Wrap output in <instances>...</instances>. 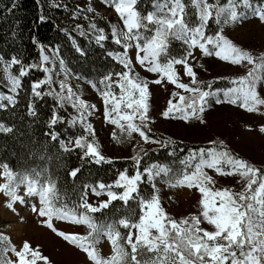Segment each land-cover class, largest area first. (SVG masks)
Listing matches in <instances>:
<instances>
[{
    "label": "snow or ice",
    "instance_id": "1",
    "mask_svg": "<svg viewBox=\"0 0 264 264\" xmlns=\"http://www.w3.org/2000/svg\"><path fill=\"white\" fill-rule=\"evenodd\" d=\"M102 2L114 10L121 22L109 27L112 41L123 51L108 53L114 56L121 68L107 73L99 81L105 85L104 89H97L102 97L104 119L118 130L111 133L118 143L127 142L133 138V134H138L144 143L157 144L162 148L171 145L173 151L169 155L175 154L176 140L170 137L153 139L149 135V124L154 122L151 116V85L175 86L171 98L166 101V108L160 114L166 119L189 125L196 121L207 126L206 109L211 108L213 103L236 105L248 113H264V91H261L264 89V51L254 54L252 50L235 43L224 32L226 26H236L251 18L264 24V0L258 3L227 0L223 4L220 0H151L150 9L146 5L141 7V0ZM49 7H63L69 11L73 21L81 16L88 20V28L95 33L96 42L103 47L101 42L108 36L105 29L94 22V17L89 19L87 13H95L90 3L85 7L77 4L69 9L67 4L51 0ZM45 19L44 15L39 16L41 22ZM76 29L81 35L85 34L79 23ZM209 31L212 34H208ZM172 41L181 43L176 53L171 48ZM33 43H36L35 39ZM40 47L39 65H25L16 56L9 60L0 56V65H3L11 93L0 95V108L17 104L21 78L28 69L39 67L44 73H51V69L43 67L50 57L44 55L43 46ZM194 49L205 57L215 56L232 65L251 67L244 75L217 77L212 81L199 80L190 62V59L198 60ZM13 65H19L18 75L10 71ZM60 66L65 73V79L59 81L60 91L50 88L48 92L42 93L38 90L41 85L50 86L53 83L51 75H46L43 80L32 84V96H52L58 107L63 108L65 103H69L79 113L70 123L79 119L84 124V132L91 139L86 135H78L74 137V143L72 139L67 143L60 140V148L64 152L80 149L82 163L85 158L96 164L111 163V158L101 153L92 125L84 123L86 113L90 114L88 109L95 110V105L88 104L72 91L67 85L68 72L63 60H60ZM137 66L152 74V78L142 76L136 71ZM181 71L190 78L187 82L182 80ZM217 80H227L231 86L213 88ZM88 83L96 87L92 81ZM113 85L118 87V94L114 93ZM27 113L37 117L31 100L27 103ZM59 119L61 117L53 109L47 121L48 127L51 128ZM259 131L264 133V126ZM0 133L11 134L13 127L0 123ZM45 135L57 140L54 131ZM208 144L211 146L190 147L187 155L179 160L182 167L176 171L167 164L156 163L144 167L141 172L142 157L134 156L131 159L136 167L135 175H126L127 170H124L119 173L114 185L85 183L78 201L72 202L71 206L64 202L57 187V178L50 173L35 169L13 171L7 163L0 164V176L4 178V182L0 183V193L7 198L5 207L13 212L16 211L14 205L17 201L24 204L25 197H38L39 206L32 204V211L44 218L41 223L48 229L84 253L85 264H264V162L258 166L240 156L223 140L212 139ZM140 151L147 155L143 148ZM205 169L212 170L213 175H209ZM80 171L79 167L73 168L69 175L76 177ZM161 176V182L170 188L195 190L200 194L196 214L176 219L165 211L154 183ZM216 176L238 177V182L243 181L241 190L217 187ZM144 177L151 184L152 193L140 196L138 185ZM22 186L24 194L20 195ZM113 187L123 191L116 192ZM89 195L106 196L107 199L98 200L94 205L88 202ZM130 199L138 201L139 212L136 215L128 214L118 219H98L95 215H103L101 210L107 209L114 200L127 205ZM55 221L84 226L86 231L80 234L60 230L55 226ZM205 224L207 227L203 226ZM102 243L110 244V255L101 254L99 246ZM41 262L53 264L39 247H33L28 240L16 245L9 236L0 234V264Z\"/></svg>",
    "mask_w": 264,
    "mask_h": 264
},
{
    "label": "rangeland",
    "instance_id": "2",
    "mask_svg": "<svg viewBox=\"0 0 264 264\" xmlns=\"http://www.w3.org/2000/svg\"><path fill=\"white\" fill-rule=\"evenodd\" d=\"M73 1L75 4H78L81 7H85L90 3L95 9V13H87L89 19L92 20L94 17V22L98 27L104 28L105 34L108 36V39L101 42L103 44V47H101L100 44H98L95 40V33H93V31L88 28L89 21L84 20L81 16L82 18L78 20V22L90 36L88 41L89 47H97L102 50L105 53V58L109 60L110 66L106 71L97 72L91 80L88 77L73 73L64 62V68L67 69L68 72L67 85L71 87L72 91L77 96H79L80 99L86 101L90 105H95V110L91 108L88 109V113L90 114L86 113V120L84 123L91 124L92 128L95 130V139L100 145L101 153L104 156L111 158L112 161H127L132 160L131 158L134 156L140 155L142 153L140 151L141 148H143L145 151L161 148L157 144L144 143L142 139L139 138L138 134H133L132 139L123 143H118L112 138L111 133L116 129L114 125L109 124L103 117L102 97L100 96L97 89H104L105 85L100 84L99 81L103 79L107 73L119 71L121 68V65L114 58V56L108 55L109 52L118 54L123 51V49H119V45H116L112 41L111 29L109 27V25H119L121 22L119 21L114 10L111 7L106 6L102 0ZM96 13L99 15H96ZM211 27L214 28L215 26L212 25ZM224 32L235 43L242 45L246 49L252 50L254 54L264 51V24H261V22L256 18H251L236 26H226ZM208 34H212L211 31H209ZM107 40L109 41L108 43ZM173 42L176 43V49L173 50V53H176L180 50L181 43L179 41ZM74 48L75 50L78 49L75 42ZM193 51L198 57V60L191 61L190 59V62L194 65V71L197 72V78L199 80L212 81L217 77L231 78L240 76L244 75L248 68L251 67L232 65L229 62L222 61L215 56L205 57L202 56L198 50L194 49ZM77 52L79 53L80 51ZM43 53L44 55L50 57V61L46 62V64L47 68L51 69L52 71L48 74L51 75L54 89L59 92V81L65 79V73L61 70L60 66V60H62V58L59 56L58 52L51 49H44ZM201 65L203 67H201ZM177 68L179 69L180 66H177ZM10 71L12 72V68ZM136 71L140 72L142 76H145L149 79L152 78V74L144 72L138 66L136 67ZM181 76L184 82H187L190 79L187 76H184L182 71ZM112 79L115 80L116 77L113 76ZM88 81L95 83L96 87L93 88L92 85L88 83ZM226 81L227 80H217L214 83L215 85L213 84V88L230 87L231 85H229ZM150 89L152 92L151 104L153 105L151 109V116L154 122L150 123L149 127L152 131L162 134L165 137H170L177 142L183 141V143L191 145L211 146L208 144L209 140H223L226 145H228L236 153H239L240 156L249 159L258 166L261 164V162H264V133L259 131V128L264 126V113H248L246 110L236 105H216L213 103L211 108L206 109L205 118L208 121L207 126L200 125L196 121H193L189 125L179 120L166 119L160 114L166 108V101L171 98V92L175 90L174 85L167 84L164 87L159 85H151ZM113 91L114 93L118 94V87L113 85ZM179 91L183 92V90ZM261 91H264V89H261ZM10 94L11 93L9 92L7 86V80L5 79L3 72V65H0V95ZM65 94H67V89H65ZM4 103L7 104L6 101H4ZM65 106L73 117L79 116V113L71 106V104L65 103ZM1 109L4 108H0V110ZM74 125L75 127H80L84 132V124H82L79 119L75 120ZM87 137L88 139H91V136L88 134ZM181 167V165L176 166L173 168V171H176ZM205 171H207L209 175H213L212 170L205 169ZM0 172H2V169H0ZM214 178L216 179L217 187H227L231 188L233 191H240L243 184V181L238 182V177L236 176H216ZM162 179L163 176L158 177L154 183L158 189L156 194L159 196L160 202L165 208V211L176 219L196 214L199 207L198 200L200 198V194L195 190L170 188L161 182ZM3 182L4 178L0 176V183ZM19 194H24L23 186L21 187ZM105 199H107L106 196H88V202L94 205L98 200ZM6 200L7 198L3 195V193H0V234L9 236L11 242L16 245H19L23 240H28L33 247H39L43 255L49 258L51 256L53 259V264H69L65 260L61 261L58 258H53L52 256V252L58 254L63 251L62 249L60 250V248L57 246L52 247L54 245L51 246V244L47 242L48 240L43 235L30 234L26 229L27 225L30 223V220L36 225L37 230H39V228L45 230L48 229L46 228V225H44L45 228H43L44 226L41 227L43 225L41 220L44 218L39 217L35 212L32 211V204L39 206L38 197H25L24 204H21L19 201H17L14 205L16 209L15 212L5 207ZM114 201H112L111 204ZM137 210H139L138 203ZM56 225L60 230L75 231L79 232L80 234H84L86 231L84 226L72 225L64 221H56ZM203 226L207 227L206 224ZM121 231H123V229H121ZM99 247L101 249L102 255L111 254L110 244L102 243ZM74 250L78 253L80 251L75 247ZM79 254H82L85 259L84 253ZM70 264H85V261L79 260L78 258H73L70 261Z\"/></svg>",
    "mask_w": 264,
    "mask_h": 264
},
{
    "label": "trees",
    "instance_id": "3",
    "mask_svg": "<svg viewBox=\"0 0 264 264\" xmlns=\"http://www.w3.org/2000/svg\"><path fill=\"white\" fill-rule=\"evenodd\" d=\"M57 2L62 5L67 4L69 9L77 5L73 0H57ZM226 2L227 0H220L221 4ZM251 2L258 3L260 0H251ZM50 3L51 0H0V56L5 60L16 56L25 65H39L40 45H42L43 52L44 49L58 52L67 67L77 75L92 80L97 72L106 71L110 62L105 58V53L97 47H89L90 36L86 30L81 27L85 33L81 35L76 29V24L82 17L73 21L68 10L63 7L51 8ZM145 5L150 9L151 0H141L140 6ZM40 15L46 17L45 21L39 20ZM33 39L36 43H33ZM74 42L80 49V54L75 50ZM171 48L176 49V43L173 41ZM119 49L122 50L121 47ZM43 67H47L46 62ZM18 72L19 65H13L12 74L18 75ZM46 75L49 74L44 73L39 67L28 69L27 74L21 78V89L16 96L17 104L8 105L0 110V123L13 127L11 134L0 133V164L7 163L13 171L35 169L50 173L57 178V187L60 189L64 202L69 206L72 202L78 201L85 183L114 185L119 173L124 170H127L126 175H135L136 167L133 160H111V163L96 164L85 158V162L82 163L80 149L66 153L60 148V140L67 143L69 139L74 140L75 136L85 133L80 127L70 123L73 116L65 105L63 108L58 107L52 96L43 95L41 98L32 96V84L43 80ZM50 88L54 89L53 83L50 86L41 85L38 90L46 93ZM30 100L37 111V117L29 116L27 113V103ZM53 109L61 119L49 128L47 121ZM53 131L57 133L55 141L45 135ZM149 135L153 139L166 138L152 130ZM197 146L200 145L177 142L175 154L172 156L169 155V152L173 151L171 145L167 148L146 150L147 155L143 152L139 155L142 157L139 170L143 172L144 167L156 163L167 164L173 169L180 165V157L186 156L190 147ZM76 167H79L81 171L76 177H71L69 172ZM113 190L123 191L115 187ZM138 192L140 196L152 193V186L146 177L142 178V182L138 185ZM133 196L135 197L136 194L133 193ZM137 203V199H130L127 205L123 201L116 200L107 209L102 210L103 215L101 213L95 215L98 219H118L128 214L136 215L139 212Z\"/></svg>",
    "mask_w": 264,
    "mask_h": 264
},
{
    "label": "bare ground",
    "instance_id": "4",
    "mask_svg": "<svg viewBox=\"0 0 264 264\" xmlns=\"http://www.w3.org/2000/svg\"><path fill=\"white\" fill-rule=\"evenodd\" d=\"M30 223L27 225V231L28 233L30 234H33V235H43L48 241L49 244H51V246L53 244H56L57 247H60L63 251H64V254L62 255V257H58L60 258V260H65L67 259V261H70L73 259V258H78L79 260H83L85 261L84 257L82 256V254H79L78 252H76L75 250L69 248L68 246H66L65 244H63L60 240H58L56 237H54V235H52L49 231L45 230V229H42V228H39V230H37L36 228V225L34 223H32V221L30 220L29 221ZM21 227V226H20ZM23 227V226H22ZM25 228V227H23ZM21 229V228H20ZM54 247V246H53ZM54 254V253H53ZM58 255V254H57ZM67 256V257H66ZM71 259V260H69Z\"/></svg>",
    "mask_w": 264,
    "mask_h": 264
},
{
    "label": "crops",
    "instance_id": "5",
    "mask_svg": "<svg viewBox=\"0 0 264 264\" xmlns=\"http://www.w3.org/2000/svg\"><path fill=\"white\" fill-rule=\"evenodd\" d=\"M54 224H55V226L57 227V225H56V221L54 222ZM44 226V224L41 226V227H43ZM43 228H45V226L43 227ZM47 228V227H46ZM52 235H54V237H56L58 240H60L63 244H65L66 246H68L69 248H71V249H73L74 250V246H72V245H69L66 241H64L63 240V238L62 237H59V236H57L55 233H53L50 229H47ZM47 244V243H46ZM54 245V247H56L57 245L56 244H53ZM53 247V246H52ZM60 248V247H59ZM60 250H61V248H60ZM54 252H52V256H53V258H58V257H62V255H63V251H61L60 253H58V255L57 254H53ZM79 253H82L81 251H79ZM60 258H58L59 260H60ZM50 260L51 261H53V259L51 258V256H50ZM61 261H62V259H61ZM65 261L66 262H68L69 263V261H67V259H65ZM70 264V263H69Z\"/></svg>",
    "mask_w": 264,
    "mask_h": 264
}]
</instances>
